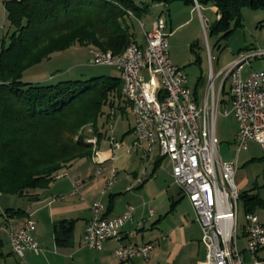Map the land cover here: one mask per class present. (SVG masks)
I'll use <instances>...</instances> for the list:
<instances>
[{
    "label": "built area",
    "instance_id": "2783aa9c",
    "mask_svg": "<svg viewBox=\"0 0 264 264\" xmlns=\"http://www.w3.org/2000/svg\"><path fill=\"white\" fill-rule=\"evenodd\" d=\"M195 3L199 4L197 0ZM129 13L133 15L132 11ZM166 20L164 15L156 17L152 29L145 30V42L134 41L119 54L92 48V62L113 65L119 70L123 95L134 117L133 146L142 153L143 174H146L145 167L157 156L171 160L175 182L189 198L202 225L209 264H243L244 254L237 244L241 199L236 183L238 165L234 160L221 157L216 123L221 91L229 80L231 109H225L223 114L233 115L238 122L236 151L248 150L250 142L256 141L264 153V70H250L246 77L243 76V69L251 57L264 54V51L242 53L220 71L212 70L205 97L197 99L188 84L187 73L171 58ZM218 78H222L219 92L216 88ZM116 113L113 107L107 125L113 150L122 147L115 135L113 119ZM89 142L97 152V138ZM93 158L98 164L97 174L112 171L103 189L106 191L111 188L117 169L107 166L98 153ZM138 180L143 181V176ZM104 208L101 200L92 204V218L84 233L86 245L101 247L104 240L116 238L119 240L115 248L118 259L137 255L148 259L153 243L124 241L122 228L133 218L134 207L128 206L122 215L114 218L106 217ZM153 212L150 209L151 215ZM245 220L247 249L257 254L264 247V221L256 212L246 213ZM35 226V220L29 219L18 230L9 232L12 250L20 258L28 249L39 247L32 234ZM255 264H264V261L256 257Z\"/></svg>",
    "mask_w": 264,
    "mask_h": 264
},
{
    "label": "trees",
    "instance_id": "16d2710c",
    "mask_svg": "<svg viewBox=\"0 0 264 264\" xmlns=\"http://www.w3.org/2000/svg\"><path fill=\"white\" fill-rule=\"evenodd\" d=\"M185 1L196 4L195 0ZM197 1L217 8L211 34L222 37L243 25L242 7L264 8V0ZM4 4L14 30L0 52V193L31 197L76 160L92 158L93 144L82 137L75 139L84 125L92 123L100 137L107 132L116 100L124 103V109L129 104L120 75L35 83L24 79L25 71L76 44L121 53L137 41L131 20L141 18L150 5L140 0H5ZM226 94L230 90L225 84L221 104L231 102ZM104 104L110 107L107 113ZM104 114L106 121L101 123ZM241 199L246 213L256 212L264 204L249 190L241 192ZM22 212L9 207L4 213L13 216ZM9 253L0 237V264Z\"/></svg>",
    "mask_w": 264,
    "mask_h": 264
},
{
    "label": "crops",
    "instance_id": "0c3cea01",
    "mask_svg": "<svg viewBox=\"0 0 264 264\" xmlns=\"http://www.w3.org/2000/svg\"><path fill=\"white\" fill-rule=\"evenodd\" d=\"M165 7L167 10L159 15L166 17L169 35L173 32L175 21L178 22L175 28L177 29L194 18L199 19V16L202 21L204 20L201 4L173 0L172 3H165ZM215 9L217 10L216 7ZM156 17L150 20L149 27L144 21H140L141 26L144 23L143 40L140 42L135 35L137 42H145V30L152 29ZM179 18H182V22H179ZM43 62L25 71L24 75L33 70L32 76L27 81L51 83L57 78V72L72 73L71 71L75 68V66L58 68L60 70L55 73H49L43 69V65L41 66ZM235 121L237 122L236 119ZM133 123L131 136L125 133L119 137L115 134L122 142L120 149L113 150L109 131L103 132L100 137L97 135V152L94 151L92 158H89L92 164L73 162L48 187L34 191V196L14 194L21 198L19 204L11 200L9 202V199H0V212L4 213L9 207L24 210L21 214L13 216L6 213L2 215L5 222L0 225V231L6 234V247L10 253L1 264H209L208 247L202 239V225L197 219V213L189 198L175 182L171 173V160L168 157L157 156L145 167L144 175L142 153L133 146ZM237 131L238 122L235 137ZM254 142L256 141H251L250 145ZM223 149L225 156L223 158L220 154L221 157L236 161L238 172L243 150L236 151L237 147L230 149V146L225 144ZM97 153L104 159L107 166H114L117 169L112 186L106 191L103 189L113 174L111 169L104 175L97 174L98 164L93 158ZM113 155L115 159L112 158ZM165 160L171 163L169 169L163 167ZM237 172L236 183L241 192L249 190L251 193H256L248 187L250 182L247 177L239 176L237 181ZM140 176H143V181L138 180ZM96 200L104 203V214L108 218L122 215L128 206L134 207L133 218L128 220L122 228L124 241L153 243L148 259L141 255L126 260L118 259L115 248L119 240L116 238L104 240L101 247L86 245L84 233L92 218V204ZM263 206L264 204L259 205L256 213L259 214L257 209ZM150 209L154 210L152 215ZM260 217L262 219V216ZM29 219L36 222L32 234L39 242V247L28 249L23 258H20L11 251L9 232L12 229L18 230ZM140 221H142L141 224H139ZM132 231H136L135 235L129 234ZM0 237L4 238L2 234ZM237 244L244 254L243 264H255L256 257L264 261V247L257 254L247 249L249 243L244 225L239 230Z\"/></svg>",
    "mask_w": 264,
    "mask_h": 264
},
{
    "label": "rangeland",
    "instance_id": "374dc122",
    "mask_svg": "<svg viewBox=\"0 0 264 264\" xmlns=\"http://www.w3.org/2000/svg\"><path fill=\"white\" fill-rule=\"evenodd\" d=\"M5 0H0V52L3 44L6 45L10 41V34L13 32L14 27L7 17L5 10ZM146 4H149V11L141 16V18H133L132 31L135 33L138 40L142 39V26L140 21H144L147 26H150V20L161 13H164L167 9L164 2H155L154 0H140ZM173 0L170 2L172 3ZM204 20L201 17L199 19L194 18L184 25H178L175 21L173 32L169 35L170 43V55L175 64L179 65L188 75V84L193 89L195 96L198 95V99L205 97L207 87L210 82V75L212 70L215 72L220 71L229 63L239 57L241 53L252 54L257 51H264V8H252L250 6L242 7L243 25L235 27L233 32L228 37H222L219 34H211V24L218 18L217 10L212 3H205L201 8ZM184 19V18H183ZM179 22H182V18H179ZM175 29V30H174ZM93 47L76 44L69 49L58 51L52 54V56L44 60L41 64L44 70L56 72L61 68L75 66L72 73L57 72L56 76L59 79H55L53 83L64 79H82L87 80L94 77H114L119 76L120 72L113 65L107 64H95L92 62L91 49ZM213 57V59H211ZM75 64V65H74ZM39 66V67H41ZM60 68V69H58ZM42 69V68H36ZM264 69V54L252 56L250 63L245 65L243 69V76L246 77L250 70ZM33 70L27 72L24 75V79L28 80L32 76ZM60 75V76H59ZM64 78V79H61ZM222 78L216 80V88L219 92V87ZM230 87V81H227V90ZM229 99V95L224 96ZM117 113L113 119L115 134L122 137L125 133L131 136V124L134 117L129 111V108L124 109V103L116 100L115 103ZM110 107L104 104L103 110L107 113ZM225 109H231V102L224 101L220 106V113L217 116V135L220 138L219 151L220 154L225 156V150L223 145L230 146V149H235V134L237 130V122L234 116H227L223 114ZM101 123L106 121L105 114L100 116ZM104 129V128H103ZM95 127L92 123L84 125L75 135V139L84 138L89 142V139L97 138ZM92 143V142H89ZM93 144V143H92ZM94 149V148H93ZM260 144L254 142L250 145L248 150H243L242 158L239 160V169L237 172V181L239 176H245L249 179V188L254 190L257 194L264 199V153L261 150ZM156 154V153H155ZM247 156V157H246ZM75 162L92 164L91 160L87 157L80 158ZM171 163L165 160L163 167L169 169ZM19 196L2 194L0 193V199H9L15 204L21 202ZM18 199V200H17ZM3 201V200H2ZM19 201V202H18ZM13 203V204H14ZM239 204V217L238 225L239 230L243 228L245 223V205L241 199ZM262 220L264 221V206L257 209ZM1 211V210H0ZM3 215V214H2ZM0 214V225L3 224L4 219ZM0 234L6 239V234L0 231ZM7 241V240H5Z\"/></svg>",
    "mask_w": 264,
    "mask_h": 264
}]
</instances>
